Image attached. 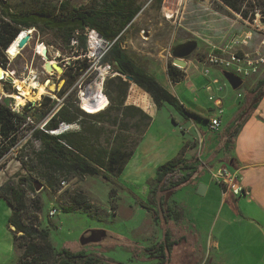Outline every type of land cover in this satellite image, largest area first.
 Segmentation results:
<instances>
[{
    "label": "rangeland",
    "instance_id": "1",
    "mask_svg": "<svg viewBox=\"0 0 264 264\" xmlns=\"http://www.w3.org/2000/svg\"><path fill=\"white\" fill-rule=\"evenodd\" d=\"M8 1L14 5L21 3L24 0ZM26 1L31 2V0ZM39 1L42 2L41 0ZM43 1H49L52 4L57 5L60 0ZM69 1L71 4H80L78 0ZM86 1L90 3L93 0ZM248 1L253 5L252 10L254 12V19L251 22L243 19L239 14L223 5L218 0H167L166 3H164L165 6L163 9L161 5L157 6V2L155 0L151 6L152 11L147 13L145 17H139L138 21H135V26L137 25V27H139L142 25L145 27L142 32L135 33L134 30L131 32L125 30V33H120L121 47L131 57L136 59L138 64L146 71L148 68L151 70L156 67L159 68L161 63L164 62L167 63V65L171 64L172 66L179 68L183 72L184 76L188 73L191 75L189 77L191 85L193 84L197 90L196 92L199 101H201L205 106L211 105L212 102L208 101L206 95L202 92L204 91V86L207 84V81L197 73L193 76L195 68L198 67L199 70L202 69V75L206 77L210 69L217 70L218 77H223L221 75L224 70L217 64H213L210 61L211 56H222L221 49H224L226 52L232 51L244 53L245 47L241 46L249 44V41H251L253 36H255V40H257V46H250L253 50L246 53H253L255 50L264 51V45L262 44L264 40V0ZM184 2L187 3L186 9L188 6L189 9L190 7L191 9L193 8L192 15H190L189 18L187 17L189 10L187 9L185 11L187 13H184L186 23H188L187 20H189L192 24L197 21L198 28L203 20L207 21V11L212 9L226 16L228 20L230 19V21L231 19L237 18L241 24L248 27L246 28L247 36L244 34L245 36L240 37L239 40H237V36H233V48L227 47V42L221 46H219V44L217 46L206 45L203 39L204 34L201 31H194L193 34L186 36L180 27H177L182 26V24H178V22L174 20L175 17L169 15L168 11L174 10L172 12L175 15L178 7H181L179 5ZM243 8L246 9V6L243 5ZM236 15L238 16L236 17ZM232 24L237 27L235 22ZM194 29L196 28L194 27ZM28 30H32L31 37L24 47L19 50L16 56L11 57L5 51V58L7 59L6 65L9 71L14 72L15 85H17V83L21 84L26 74L29 73V71H33V73L37 76L38 84H44L49 81V83L54 86L53 91L45 89L44 93L40 94V97L37 100L33 102L31 100L24 101L22 110L20 109L21 105H18L19 111L25 112L27 111L28 106H33L34 112H42L43 109L40 103L42 102L43 97H48L50 100L54 101L53 105L47 107L46 116H48L58 104L56 102L58 98L56 95L57 92L60 91L65 84V78H62L64 72L62 73L61 69L57 68L58 64L55 62L57 61L65 65L68 60L70 64H73L74 49L70 47V45L63 43L62 39L58 38L52 31L45 30L43 32H36L34 29ZM130 40L132 43L129 42ZM191 40L197 42V47L184 59L185 62H190V70L187 69L188 71H186V67L181 68L180 66L173 64L171 51L173 47ZM40 43L46 45L48 59L50 62L55 60V62H52L51 68L53 70L55 69L56 73L46 72L44 70V59L37 54L35 50L36 46ZM225 55L226 54H224V56ZM158 70L159 69H157L156 72L154 70L152 71L157 73ZM157 77L160 79L159 76ZM263 78L264 66L260 68L257 74L245 78V81L239 89L233 91L228 84L226 88L233 93L234 96L237 92L242 93L244 96L246 93V87L249 83L255 82L256 85L257 82ZM123 79L125 80V78ZM131 84L132 83L128 81V87H130ZM40 86L42 87V85ZM137 90L138 93L134 96L128 95L129 101H133L147 109V103L151 102L150 96L147 93H143L138 88ZM15 91L16 88L12 87L11 84L0 81V101L5 100L7 103L15 105L17 101L15 98H12V94H17ZM32 91H36V89ZM66 94L71 95L74 99L75 88H72L71 85L66 90ZM239 95L240 94H238V96ZM53 96H55V98ZM251 96L250 99L252 98ZM187 98L189 99V102H186V105L189 108L197 110V105L199 104L191 101L190 96ZM39 106L40 110L38 109ZM233 110H235V107L227 108L226 106L223 108L222 123L223 121L226 122V118L229 117ZM209 111L213 112V107L212 110L210 109ZM206 114L210 115V112H207ZM46 116L44 117L46 118ZM109 116L112 118L115 116V112L111 111ZM183 118L184 117L182 115L166 103H163L158 110L156 109L155 115H153L152 119H150L147 126L148 128L145 134H143L144 136L142 135L144 139L142 140L141 145L124 166L122 174H120V179L118 178L120 175L118 177H113L111 181H107L97 175L81 177L73 173H63L53 179V186L50 187V184L42 178V173L46 168L45 163L43 162V164L37 161L33 155L35 153L34 151L37 149L38 143L32 141L28 137L32 128L23 129L22 133L19 134L18 142L4 155L2 159H0V175L2 176L4 183L7 181L17 182L19 178H27L29 181H33L34 179L42 184V189L38 193H34L35 196L39 197L42 204L41 212L38 214V226L49 231V239L57 250L67 248L72 252H94L99 255H103L110 261L122 264H149L150 262H145L147 255V257L150 258L149 251L146 249L149 246H152V244L154 245L157 242L163 241L166 233L163 225L159 223L161 220L159 221L157 218L155 219V213H149L147 209L141 207L138 203V200H142L145 203L147 201V206H149L151 210L153 209L151 205H148L150 203L149 196L147 198L146 195L142 196L141 194V190L143 188L147 189L148 187L149 195L153 189V181L150 180V176L154 171L153 162H155L157 158H161L160 155L164 148L166 153L168 149L171 150L173 146H176L183 137L186 141H189L188 144L191 145L190 147L192 149V153L200 154L199 156L202 159V163H207L206 168L203 171L201 168L195 174L193 180H196L199 177L204 181H208L211 178V174H213L218 168V163H220L214 158V155L213 158L210 157L212 155L211 151L219 147L220 139L223 134L220 137L221 132L209 131L203 126L206 122L199 119L193 120V124L197 128L198 133L193 127L188 130L187 126L190 125V122L188 120L185 121ZM44 120L45 119L42 121ZM42 121L33 124L35 125L34 128L40 125ZM224 124L225 123L221 125V129ZM92 126L94 127L90 129V134L87 136L89 138L87 145L96 149H109L113 144L112 138L114 132L117 131V124L114 125L109 120H103L99 123L96 122ZM127 126L128 130H126L124 134H128L129 136L127 141V145H129L137 138L138 131L132 127L131 121ZM72 128L73 130L78 129V127L75 126ZM185 131L187 134L181 135V132ZM220 153L221 152H219V156L222 155V153L221 155ZM226 165L227 163H225V166ZM137 174H140L138 180L133 181L134 178L132 177ZM123 182H125L126 185H124ZM129 182H132L134 187H130L131 183L129 184ZM188 185V183L183 184L175 189L172 199L178 201V204H181L179 203L180 201L185 202L191 199V194L189 195L187 191ZM212 185L216 187L217 191L207 195L205 202L201 201L202 199L201 197H198L199 195H194L190 200L191 205L186 206V209L181 207L184 217L181 218L182 220L180 223H177L175 222V219H172L171 222H165L164 224V227L175 229L174 231H169V240L176 238L177 231H182L187 235L191 234V236H188L189 240H187V242L176 245L183 248L189 244L192 247L193 243L197 244V251L184 252V255L192 254L195 256V259L191 261V263H195L196 260L198 261L201 259L199 255L205 256L207 254V250L205 248L204 250L199 248L201 243L198 245V237H201V241L204 242L207 231L213 227V231L215 233L221 225L219 220H214V216L220 208L219 184L212 181ZM112 189L115 190L114 202L116 208L114 210L110 208L109 200V193ZM34 195L29 194L28 196L32 198ZM78 196H82L84 198L83 202L80 204L75 201V198ZM52 208H56L58 212L54 216H49L48 212ZM9 212V206L7 203L0 199V218L5 220V224L7 223L10 215ZM223 214L224 211L221 212V216ZM147 219L149 222H153L154 225L157 223V234L149 240H146L142 235H140V233H138V229L141 228L140 226L147 223ZM193 221H198V227L200 228V235H198V237H195L196 234H194L193 231ZM92 229L104 230L106 232V237L95 243L81 244L80 238L82 234ZM234 233L235 231L233 230L232 232L226 231L223 234V236L229 238V240L226 241L228 244V250L227 255L220 257L222 262L218 264H262V261L258 263L255 260V254L250 256L248 252L242 251L238 241H236L233 237ZM195 238L196 242L193 241ZM224 242L225 240L221 238L220 248L222 250L224 249L222 248ZM251 244L255 246V240L252 241ZM230 250L236 253L237 256L230 252ZM1 252L2 251L0 250V258L2 257ZM211 255L213 256L212 253ZM182 258H184V260H188L183 256ZM152 259L156 258L152 257ZM14 262L16 263V261ZM184 263L185 262H181V264ZM203 264H207L205 259Z\"/></svg>",
    "mask_w": 264,
    "mask_h": 264
},
{
    "label": "trees",
    "instance_id": "2",
    "mask_svg": "<svg viewBox=\"0 0 264 264\" xmlns=\"http://www.w3.org/2000/svg\"><path fill=\"white\" fill-rule=\"evenodd\" d=\"M41 1L24 0L13 5L8 0H0V64L6 66L5 51L21 30L52 31L67 45L75 32H80L79 47L83 48L84 37L81 32L86 27L93 28L104 38L113 42L103 58V62L108 63L117 73L113 77L106 78L104 82L103 91L109 105L101 112L87 114L76 106L71 95H67L63 98L59 109L40 129L34 128L35 125L27 121L23 111L12 110L9 103L2 100L0 101V159L18 142L19 134L23 129L32 128L30 137L32 141L38 143L33 155L37 161L45 163L46 168L42 178L50 184V187L53 186V179L63 173H73L81 177L97 175L111 181L123 171L151 119L139 108L124 104L127 92L128 95L134 96L138 93L137 88L150 96L157 109L166 103L183 117L208 121L207 118L185 107L156 77L138 65L121 47L120 33L139 9L133 6L131 0H96L78 6L72 5L69 0H60L57 5L49 1ZM218 1L243 19L253 21V5L248 0ZM85 66L86 63L81 62L80 65L68 67L64 71L62 78H65V84L57 93L58 97L64 95L74 83L80 69ZM167 74L174 82L180 81L184 76L179 68L171 64L167 65ZM126 76L132 78L130 88ZM260 93H264V78L259 80L252 90V99ZM141 96L143 97L142 94ZM53 102L50 98L43 97L40 103L43 116H46L47 107L53 105ZM256 105L254 104L253 108ZM150 106L151 102L147 103V109ZM111 111L115 112L112 118L109 116ZM245 118L235 122L226 141L236 136ZM103 120L117 124V131L112 138L113 144L107 150L91 148L87 145L89 139L87 136L90 134V129L94 127L92 125ZM130 121L138 133L137 138L127 145L129 136L124 132L128 130L127 125ZM61 122L77 123L78 129L58 135L50 134L49 131L57 129ZM184 148L185 146L181 148L177 156L157 166L155 170L151 202L161 209L164 208V193L191 182L200 169L198 154H193L190 159H186L183 156ZM35 181L19 178L17 182L7 181L0 186V197L11 207L8 221L13 227L10 231L14 246L19 252L15 264H122L110 261L102 255L84 251L72 252L67 248L57 250L49 239V231L38 226V214L41 212L42 204L39 197L34 195L32 183ZM29 194H33L34 197H29ZM83 199L82 196H78L75 201L80 204ZM109 200L110 208L114 210L116 208L114 189L109 193ZM138 203L141 207L153 212V209L151 210L141 200H138ZM174 243L165 233L163 241L149 246L146 250L149 251V257H155L158 259V264H163Z\"/></svg>",
    "mask_w": 264,
    "mask_h": 264
},
{
    "label": "crops",
    "instance_id": "3",
    "mask_svg": "<svg viewBox=\"0 0 264 264\" xmlns=\"http://www.w3.org/2000/svg\"><path fill=\"white\" fill-rule=\"evenodd\" d=\"M78 1L80 3L79 5L89 3L86 0H78ZM93 1H96V0H93ZM131 1L133 3V6L138 7L139 9L137 13L134 15V17L132 18V20L122 29L121 33L124 32L125 30L126 31L128 30L130 32L134 30L135 33L142 32L145 27L142 25L139 27H137V25L135 26V21H138L139 17H145L147 13L152 11L151 6L153 5L152 3L155 0H131ZM166 1L167 0H156L157 6L161 5L163 9L165 6L164 3H166ZM186 4L187 3L185 2L182 3L181 5L178 4L181 7L180 8L178 7V9L175 12V15L172 12L174 10H168L169 15H171L172 17H175L174 20L177 21L178 24L179 23L182 24V26H177V27H180V29L183 31V33L186 34V36L193 34L194 31H201L204 34L203 39L206 45L217 46L219 44V46H221L222 44H225V42H227L226 43L227 47H232V48H233L232 45H234L232 44L233 36H237V40H239L240 37H243L245 35L247 36L246 28L248 27L241 24V22H239L237 18L231 19L230 21V19L228 20L226 16L212 9H209V11H207L208 12L207 21L203 20L198 26V28H197V24H198L197 21H195L192 24L190 23L189 20H187L188 23H186L184 13H187L185 11L188 9L189 12L187 13V17L189 18L190 15H192V9H193V8L191 9V7L189 9V6L186 9ZM72 5L78 6L75 4H72ZM237 16L238 15H236V17ZM234 22L236 23L237 27L233 26L232 23ZM219 24L220 25L223 24V25L220 26ZM194 27L196 29H194ZM252 38H251V41H249V44H247L246 46H241V47H245L244 49L245 52L253 50L251 49L250 46L256 45L257 40H255V36H253ZM129 42L132 43L131 40ZM134 60L136 63H138L136 59ZM189 63H190L189 61L186 62V65H185L186 71L190 70ZM157 69H159L157 73H154L152 71L154 70L156 72ZM152 70L148 68L147 72L152 74L157 79H158L157 76H159L160 79H158V81L171 94H173L185 107H187L192 112H195L196 114L207 118V120L213 115V112L209 111L210 109L212 110V107L213 109H215L217 106L218 108L222 110V112H223V108L226 106L227 108L235 107V110H233V112L229 115V117L226 118V122L223 121V123L225 124L222 127V129L220 128L221 125L223 124L222 123V113H221V118H220L221 123L217 130H211L207 122L206 124H203V126L206 127V129H208L209 131L221 132L220 137L223 134V136L220 139L219 147L211 151L212 155L210 158H213L215 156L214 158L220 162L218 163V168L225 166V163H227L226 166L231 171L237 174L239 178V183L242 186L243 192H244V194H241V195H233L230 192L224 194L221 190L220 185H218L219 192H220V208L217 214L214 216V220L215 221L219 220L221 225L215 233L213 231V227L209 231H207V233L205 232L207 235L205 236L204 242L201 241L202 239L201 237H198V235H200V228L198 227V221H193L194 225L192 226H193L194 234H196L195 237L197 236L199 239L198 245L201 243V245H199V248H202L203 250L205 248L207 250V254L205 255L206 257L204 255L202 256L199 255L201 259H199L198 261L196 260L195 263H191V261L195 259V256H193L192 254L184 255V252L197 251L198 246L196 243H193V247L190 246V244L183 248H181L180 246H176L183 242H187V240H189L188 236H191V234L187 235L182 231H177L176 238L172 237L173 239H170V241L175 242V243L171 247V251L169 255L166 256V260L163 264H181V262H185L184 264H203L204 259L207 264H218L222 262V259L220 257L227 255V250H228L227 248L228 244L226 241L229 240V238L223 236V234L226 231L232 232L233 230L235 231L233 237L236 241H238L239 246L242 249V251L248 252L250 256L255 254V258H256L255 260L258 263L262 261V264H264V93H262V96L259 98L258 102L255 103L257 105L254 108L252 106V108L248 111V113L244 114V111L246 110L247 106L250 104V102H252L255 99V98L250 99V96L253 95L252 89L253 87L255 88V82L254 83L251 82L247 85L246 93L244 94V96L242 95V93H239V92L235 93V96H234L233 93H231L226 88L228 83L224 79V77H218L217 70L210 69L206 77L202 75V69H200L201 70L200 72V70L197 67L195 68L196 72L193 71V76L195 73H197L202 78H204V80L207 81V84L204 86V91L202 92L206 95L207 100L212 102L211 105L205 106L202 104L201 101H199V98L196 92L197 90L195 89L194 85L193 84L191 85V82L189 80V77L191 75L187 73L184 76V78H182L180 81L174 82L170 80L167 74V63H164V62L161 63L159 68L156 67L155 69H152ZM244 81L245 80H243V82ZM207 87H211V89H208ZM238 94H240V96H238ZM187 95L190 96L191 101H194L197 104H199V105L196 104L198 108L197 110L193 108H189L186 105V102H189ZM211 96H212V99L209 98ZM124 104L139 108L145 114H147L151 119L153 115H155V111L157 109L152 103V101H151V106L148 109L144 108L143 106L133 101H129L128 92H127ZM207 112L208 113L210 112V115L206 114ZM244 117L246 118L242 126L240 127L238 133L236 134V136L232 140L226 141L229 138L228 133L232 130L235 122L242 120ZM183 119L185 121L188 120L190 122V125L187 126L188 130H190L191 127L197 130V128L193 124V119L189 117H184ZM147 128L145 129V132ZM186 131L181 132V135L187 134ZM145 132L143 134H145ZM197 133H198V130H197ZM143 139L144 137H141L134 152L141 145ZM188 142L189 141H186L182 137L180 141L177 143V145L173 146L171 150L168 149V151L165 153V148L163 149L160 155L161 158H157V160L153 162L154 171L152 175L150 176L151 181H153V179L155 178V170L157 166L177 156L183 146L187 145L186 149L184 148V155H183L184 158L186 159L191 158L193 153L190 147L191 145H189ZM219 152L222 153V155L220 153L221 156H219ZM199 155L200 154H198V156ZM199 161H200V169L202 168V171H203L206 168L207 163H202V159L200 156H199ZM139 176L140 174L133 176L132 177L134 178L133 181L138 180ZM120 177L121 175L118 178L120 179ZM212 181L216 182V180L213 177V174H211V178L208 181H204L202 178L198 177L196 180H192L191 182H189L187 191L189 195L191 194L190 195L191 199L194 195H199L198 197H201L202 199L201 201L205 202L207 195L217 191L216 187L212 185ZM3 183L4 182H3L2 176L0 175V186ZM123 184L126 185L125 182H123ZM129 184H130V187H134L132 185V182H129ZM195 189H196V192H195ZM174 191L175 190L167 191L164 193L163 195V207L164 208L161 209L151 202V192L149 195L148 187L147 189L143 188L141 190L142 196L146 195L147 198L149 196L150 203L148 205H151L153 210L156 211V212L153 211V213H155V219L157 218V220L159 221L161 220L159 223L163 225V228L166 231L168 238H170V232L174 231L175 229L173 228L169 229L167 227H164L165 222H171L172 219H175V222L180 223L182 220L181 218L184 217L181 207L186 209V206L191 205V201H190L191 199L185 202L180 201L179 203L181 204H178V201H176L175 199H172V195ZM0 199L4 201L2 197H0ZM146 203L148 202L146 201ZM179 205H182V206H179ZM166 210L167 212H165ZM9 211L11 215L10 206H9ZM222 211H224V214L221 216ZM148 212L151 213V211H148ZM9 217H8V220H9ZM8 220H7V223L5 224V220L0 218V250L2 251L1 252L2 257L0 258V264H14L15 263L14 261H16L17 255L19 254V252L16 250L14 246L12 234L10 231L13 229V227L9 225ZM146 222L147 223H145L143 226H140L141 228L138 229L139 230L138 233H140V235H142L146 240H149L150 238L152 239L154 235L157 234V230H156L157 223H155L154 225L153 222H149L148 219L146 220ZM221 238L225 240L224 245L222 246V248H224L223 250L220 248ZM254 240H255V246L251 244V242ZM193 241L196 242V238ZM230 252H232L233 254L237 256V254L234 253L232 250H230ZM90 253L99 255L94 252H90ZM211 253L213 254V256L211 255ZM147 256L145 258V262H150L149 264H158L157 258L152 259V257L148 258ZM182 256L187 258L188 260H184Z\"/></svg>",
    "mask_w": 264,
    "mask_h": 264
},
{
    "label": "built area",
    "instance_id": "4",
    "mask_svg": "<svg viewBox=\"0 0 264 264\" xmlns=\"http://www.w3.org/2000/svg\"><path fill=\"white\" fill-rule=\"evenodd\" d=\"M79 34L80 32H75L74 37L71 38L69 42L70 47L74 49V63L70 64L68 60L66 61L65 65L57 61L55 62V60H53L52 62L57 63L62 68V73L69 66L80 65L81 62L86 63V66L80 69V73L78 74L74 83L72 84V88H75L74 102L76 106L84 113L95 114L105 110V108H107V106L109 105L108 98L103 91L105 79L108 77H113L117 74L116 72L113 71V68L108 63L103 62V58L108 53L113 42L104 38L95 29L86 27L81 32L82 36L84 37V47L80 48L79 39H78ZM41 44L42 43L38 44L35 49L37 54H39L40 56L41 54L38 51V46H40ZM262 44L264 45V40ZM221 53L222 56H216V55L211 56L210 61L213 64L215 63L218 66H220L224 71H229L234 73L242 80L248 78L249 76L257 74L260 68L264 66V51L255 50V52L253 53H246V52L238 53L232 51L226 52L224 49H221ZM224 54L226 55L224 56ZM0 67L5 69V71H3L2 73V76L0 77V81L11 84L12 87L16 88L15 92L17 94H20V91L18 90V86L15 85L14 72L9 71L7 69V65L4 67L0 64ZM24 81L27 83V86L29 87L30 90H35L36 88L35 86L32 85L33 83L38 84L37 76L36 74L33 73V71H29V73L26 74L22 82ZM207 88L211 89V87H207ZM99 92L102 93V95L107 100L105 107L99 110L98 112H94V113L88 112L86 109L82 107L81 103L83 102V100H85L90 106L95 105L96 103H98ZM56 95L58 97V94ZM66 95L67 94L65 92L62 97H58L60 99L57 98L56 102L58 104L51 111V113L48 116H46V118L44 117L45 120L42 121V123L37 127H39L40 129L43 128L46 121L59 109L62 100ZM53 97L55 98V96ZM209 98L212 99V96ZM9 106L11 107L12 110L19 111L18 104L12 105L9 103ZM20 109L21 110L23 109V105L20 106ZM221 113L222 110L216 106V108L213 111L212 117H210L207 121L208 126L211 130H217L219 128L221 123V119H220ZM27 121L30 122L28 119ZM74 126L78 127V124L77 123L69 124V123L61 122L59 123L57 129L51 130L49 131V133L53 135H58L61 133L69 132L73 130L72 127ZM28 137L31 139L30 134ZM213 177L216 180V182L219 183L221 190L224 194L228 192L232 193L233 195L244 194L243 188L239 183V178L237 174L231 171L227 166H222L218 168L213 173ZM57 212L58 211L56 208H52L49 210L48 215L54 216Z\"/></svg>",
    "mask_w": 264,
    "mask_h": 264
},
{
    "label": "water",
    "instance_id": "5",
    "mask_svg": "<svg viewBox=\"0 0 264 264\" xmlns=\"http://www.w3.org/2000/svg\"><path fill=\"white\" fill-rule=\"evenodd\" d=\"M30 37H31V34H25L24 37L19 40V43L17 45L18 50H21L24 47V45L27 43V41L30 39ZM196 47H197V42L193 41V40L187 41L185 43H182V44H179V45L173 47L172 51H171L173 64L178 65L181 68L185 67L186 62L184 59L187 56H189L196 49ZM38 51L41 54L42 58L45 60L44 61V70L46 72H55L56 73L55 69L48 71V68H46L47 67L46 64L50 63V60L48 59V53H47L46 45L42 43L40 45V48ZM57 68L61 69V71H62V68L59 65H57ZM222 76L224 77V79L227 81V83L229 84V86L233 90L239 89L243 83V80L232 72L223 71ZM126 79L129 80V82L132 81V78L130 76H126ZM261 96H262V93H260L252 102H250V104L247 106L246 110L244 111V114L248 113V111L252 108L253 104L257 103ZM38 109L40 110V106L38 107ZM30 112H32L31 115H29ZM37 114H39L40 117H38V119L35 121V120H33V117H35V115H37ZM23 116L26 119H28L32 124H36L38 122H41L44 119L43 113L41 111L34 112L33 106H28L27 111H25L23 113ZM32 186H33V190L35 193H38L42 189V184L37 182V181L33 182ZM105 237H106V232L104 230L92 229V230H88L82 234V236L80 238V243L81 244L95 243V242H98Z\"/></svg>",
    "mask_w": 264,
    "mask_h": 264
},
{
    "label": "bare ground",
    "instance_id": "6",
    "mask_svg": "<svg viewBox=\"0 0 264 264\" xmlns=\"http://www.w3.org/2000/svg\"><path fill=\"white\" fill-rule=\"evenodd\" d=\"M31 31L32 30H22L21 32H19L17 34L16 38L7 47L6 53L11 57L16 56V54H18V52H19V50L17 48L19 40L21 38H23L25 34H31ZM39 48H40V46H38V50H39ZM51 65H52V62L46 64V66H47L46 68H48V71L52 70ZM3 71H5V69L0 67V77L2 76ZM17 85H18V90L20 91V94H12V98L16 99V101H17L16 104H18V105H23L24 101H30V100L32 102L35 101L38 98V94L44 93L45 89H47L48 91H53V89H54V86L52 84H50L49 81L45 82L44 84L33 83L32 85L36 87L35 88L36 91L30 90L25 81L22 82L21 84L17 83ZM40 85H42V87ZM106 103H107L106 98L102 95V93L99 92L98 93V103H96L93 106H90L85 100H83V102L81 104H82V107L84 109H86L88 112L94 113V112H98L99 110L103 109L105 107ZM29 115H31V114H29ZM38 116L40 117V115L37 114L35 117H33V119L37 120Z\"/></svg>",
    "mask_w": 264,
    "mask_h": 264
},
{
    "label": "flooded vegetation",
    "instance_id": "7",
    "mask_svg": "<svg viewBox=\"0 0 264 264\" xmlns=\"http://www.w3.org/2000/svg\"><path fill=\"white\" fill-rule=\"evenodd\" d=\"M37 92H38V91H37ZM37 94H38V93H37ZM39 97H40V94H38V98H39ZM38 98H37V99H38ZM37 99H36V100H37ZM30 113H31V112H30ZM30 113H29V114H30Z\"/></svg>",
    "mask_w": 264,
    "mask_h": 264
}]
</instances>
